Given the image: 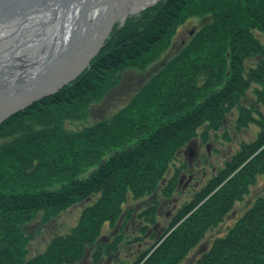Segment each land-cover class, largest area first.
Instances as JSON below:
<instances>
[{"label": "trees", "instance_id": "16d2710c", "mask_svg": "<svg viewBox=\"0 0 264 264\" xmlns=\"http://www.w3.org/2000/svg\"><path fill=\"white\" fill-rule=\"evenodd\" d=\"M194 33L111 115L87 122L90 106L129 69L144 70L173 43L191 19ZM78 74L0 123V264H77L93 247V264L118 252L122 234L96 244L106 223L130 211L123 204L150 196L137 246L157 223L156 191L169 197L184 163L166 174L178 151L238 109V129L259 130L181 203L160 233L129 259L113 264H180L218 226L264 173V0H160L130 15ZM255 60L254 64H248ZM253 84L256 99L242 104ZM77 123L80 127L67 126ZM94 196L68 232L30 256L24 225L50 221ZM128 240L126 243L130 242ZM194 264H264V196L255 198Z\"/></svg>", "mask_w": 264, "mask_h": 264}, {"label": "rangeland", "instance_id": "374dc122", "mask_svg": "<svg viewBox=\"0 0 264 264\" xmlns=\"http://www.w3.org/2000/svg\"><path fill=\"white\" fill-rule=\"evenodd\" d=\"M145 8H141L140 10ZM139 11L134 14H129V16L138 15ZM123 22L118 21L116 29L119 25H122ZM200 22L201 20L193 18L184 24L183 27L178 30L172 42L173 44L163 52L161 58L153 61L146 69L141 71L131 68L124 71L121 74L119 82L111 87V90L105 94L101 101L90 106V116L87 122L91 123L92 121L100 119L102 116L111 115L112 112L122 107L132 94L135 93L154 72L163 66L165 60L173 56L179 47L184 44V41L194 33L195 26L199 25ZM92 35H94V33ZM254 62L255 60H250L248 64L255 65ZM67 67L69 69L70 64H68ZM77 68L70 69L77 71ZM70 69L69 72L71 71ZM79 71L80 70H78V72ZM255 86L256 84H253L250 90L246 92L247 94L242 100V104L250 107L251 103L255 101L256 94L253 91V87ZM255 108L264 114V104H255ZM226 116L220 130L216 133L210 131V137L207 141L198 138L178 151L174 160L175 166H171L168 169L165 177L168 179V177L174 173L175 168L184 163L185 167L178 179L179 185L169 197L161 194L160 187L156 191L159 203V208L155 214V216H157V223L155 226H151V230L144 236V241L141 242L139 246H137V241L132 242L131 239L139 235V226L143 224L144 220L143 217L138 216V213L148 206L150 196L134 198L133 195L128 193L126 202L123 204L124 212L130 211L127 223L123 224L125 220L123 217L118 219L113 225L106 223L96 243L105 247L113 240L117 233H121L122 241L118 244V252L116 254L111 253L108 256L103 255L100 264H113L115 261L114 258L118 259L119 257L129 259L134 255L136 247L139 249L143 246H147L151 241V238L148 237L150 232L153 230L154 232L160 233V231L166 227L170 218L180 207L181 203L191 199L192 194L201 189V187L208 182L207 180L218 171L217 169L224 165L227 159H231L232 154L240 148L242 141L249 142L256 137L259 128L253 123L248 127H243L241 129L237 128L236 120L239 116L238 109L235 108L231 110ZM76 124L77 123H70L67 126L73 128L80 127ZM257 179L255 185L250 188V193L245 195L243 200L237 201L234 204V207L230 213L225 216L224 220L218 226L209 230L201 243L195 247L180 264H194L195 260L199 258L204 250H207L211 246L210 244L215 237L225 235V232L234 224L235 220L245 212V209L254 203L256 197L264 196V173L259 175ZM94 198L95 197L92 196L83 200V202L73 204L48 222L41 221L38 215L35 219L31 220L30 223L24 225L25 232L31 236L27 245L28 254L32 256L43 251L53 236L68 232L76 223L77 217L84 209V206L93 202ZM128 240L131 241L127 244L126 242ZM93 250L94 246L87 247L84 258L77 264H93Z\"/></svg>", "mask_w": 264, "mask_h": 264}, {"label": "water", "instance_id": "95a60500", "mask_svg": "<svg viewBox=\"0 0 264 264\" xmlns=\"http://www.w3.org/2000/svg\"><path fill=\"white\" fill-rule=\"evenodd\" d=\"M157 1L153 0L145 7H149ZM75 7H81L80 21L73 24L75 18L71 20V28H68L70 31L67 36H64L65 31L61 27L62 37L53 56L45 57L35 66L34 63H37L35 60L32 62V60L20 58V62H17L13 56L17 47L12 46L8 57L10 65L0 74V123L36 99L55 92L58 87L76 75L78 70L88 64L92 56L115 31L118 21L123 22L126 18L122 17L120 13H115L114 0H97L95 8L104 9L106 14L105 25L101 28L97 27V29L89 22L90 16L87 12L91 5L88 4V0H0V28L9 27L11 23L20 24L32 14L42 13V11L56 10L63 18L67 10L73 12ZM93 33L94 35H92ZM11 45L8 47L10 48ZM8 47L0 50V56L3 54V50ZM68 64H70V68L78 67L77 71L69 68L71 70L69 72ZM28 65H33L31 68L33 70L24 75L12 76L13 73H16V68L20 69V67L24 68Z\"/></svg>", "mask_w": 264, "mask_h": 264}, {"label": "bare ground", "instance_id": "6f19581e", "mask_svg": "<svg viewBox=\"0 0 264 264\" xmlns=\"http://www.w3.org/2000/svg\"><path fill=\"white\" fill-rule=\"evenodd\" d=\"M151 2L153 0H114V9L115 13H120L122 17H127L129 14L137 13ZM96 3L97 0H88V4L91 7L87 14L90 16V24L97 29V27L101 28L105 25L106 14L104 9L101 8L99 10L95 8ZM80 12L81 7H75L73 12L67 10L62 18L59 11H42V13L32 14L20 24L11 23L9 27L0 28V42L3 41L0 43V50L12 44L10 48L8 47V49L3 50L4 52L0 56V61H2L0 64V74L2 70L8 68L10 65L8 57L13 45L17 47L13 54L17 62H20V58H26L27 60H32V62L34 60L37 61V63H34L35 66L39 62H42L45 57L53 56L58 49L57 47L62 37L61 27L65 31L63 33L65 34L64 36H67L70 31L68 28H71V20L75 18L73 24L80 21ZM7 37L9 38L5 40ZM32 66L28 65L24 68H16V73H13L12 76L16 74L24 75L33 70L31 69L33 68Z\"/></svg>", "mask_w": 264, "mask_h": 264}]
</instances>
